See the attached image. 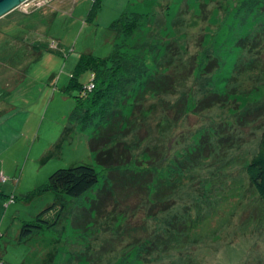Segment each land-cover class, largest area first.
<instances>
[{
    "label": "rangeland",
    "instance_id": "1",
    "mask_svg": "<svg viewBox=\"0 0 264 264\" xmlns=\"http://www.w3.org/2000/svg\"><path fill=\"white\" fill-rule=\"evenodd\" d=\"M30 1L0 19V264H264L245 173L264 129V0H101L92 20V0ZM124 12L144 18L115 38ZM115 44L146 70L118 108L129 121L112 143L129 153L108 170L67 87L82 55ZM77 165L97 171L91 191L45 190ZM53 204L56 225L19 241Z\"/></svg>",
    "mask_w": 264,
    "mask_h": 264
},
{
    "label": "trees",
    "instance_id": "2",
    "mask_svg": "<svg viewBox=\"0 0 264 264\" xmlns=\"http://www.w3.org/2000/svg\"><path fill=\"white\" fill-rule=\"evenodd\" d=\"M101 7V0H92L87 19H94ZM143 18L142 13L124 12L109 29L115 38L120 36L128 38L140 26ZM76 69L67 87V91L79 89V95L74 97L76 104L70 120L80 131L93 129V136L88 141L89 148L95 152L99 165L108 170L115 169L121 165V159H126L129 153L127 144L112 143L116 135L124 133L129 121V118L124 117L119 111V104L127 95L130 85L144 78L146 69L139 57L127 55L116 44L112 54L105 59L82 55ZM86 70L90 72V80L86 86H81L76 82V75ZM90 84H93L94 88L87 92L86 88ZM245 173L264 205V129L258 151L246 165ZM98 177L97 171L86 165L58 169L49 176L45 190L79 199L98 184ZM55 208L56 204H53L39 213L33 221L22 224L17 235L18 240H26L56 225V221L49 222L45 219V216ZM168 208L166 206L155 213L167 211Z\"/></svg>",
    "mask_w": 264,
    "mask_h": 264
},
{
    "label": "water",
    "instance_id": "3",
    "mask_svg": "<svg viewBox=\"0 0 264 264\" xmlns=\"http://www.w3.org/2000/svg\"><path fill=\"white\" fill-rule=\"evenodd\" d=\"M28 1L30 0H0V19L23 6Z\"/></svg>",
    "mask_w": 264,
    "mask_h": 264
},
{
    "label": "built area",
    "instance_id": "4",
    "mask_svg": "<svg viewBox=\"0 0 264 264\" xmlns=\"http://www.w3.org/2000/svg\"><path fill=\"white\" fill-rule=\"evenodd\" d=\"M32 1V0H31ZM30 1V2H31ZM28 3V2H27ZM26 3V4H27ZM25 5V4H24ZM94 88V85L93 84H90V85H88V87L86 88L87 89V92H90L92 89Z\"/></svg>",
    "mask_w": 264,
    "mask_h": 264
}]
</instances>
